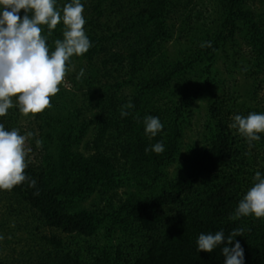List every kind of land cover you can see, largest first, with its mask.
Instances as JSON below:
<instances>
[{
	"label": "trees",
	"instance_id": "16d2710c",
	"mask_svg": "<svg viewBox=\"0 0 264 264\" xmlns=\"http://www.w3.org/2000/svg\"><path fill=\"white\" fill-rule=\"evenodd\" d=\"M108 1L112 23L103 28L96 24L100 36L87 35L92 47L86 55L92 56L103 43L120 40L124 53H111L109 62L125 72L117 90L131 87V94L112 93L104 100L102 111L90 122L98 130L91 141L94 152L87 156L74 151L85 139L87 126L76 129L68 124L57 132L47 121L55 138L46 134L39 149L25 145L30 150L25 174L37 185L29 187L26 180L0 189V195L7 192L20 201L48 234L41 237L45 248L18 264H224L223 245L212 253L198 252L196 241L200 233L223 230L228 236L237 229H243L236 240L245 250V264H264V218L230 219L252 186L255 172L264 173V133L250 144L230 127L232 117L264 108L254 103L237 112L233 97L216 99L208 108L211 137L187 155L181 175L168 180L166 172L180 156L185 119L195 100L216 86L213 68L220 56L252 81L250 92L256 100L255 83L264 74V19L256 15L254 1L219 0L218 10L210 11L204 1L98 0L96 9ZM211 12L219 24L210 23ZM24 14L21 10V17ZM41 28L54 51V41L63 38L62 22L51 35L46 25ZM172 40L183 50L178 58L166 49ZM205 41H211L212 47L202 48ZM129 100L135 107L122 118L121 108ZM146 115L158 116L164 125L154 138L144 133ZM4 124L12 130L8 122ZM161 140L163 153L146 151ZM129 175L137 186L164 185L157 194H130L115 210L111 205L104 212L78 209L77 202L98 188L104 194ZM104 224L108 235L119 227L127 244L83 252L74 240L92 239ZM0 264L11 263L0 259Z\"/></svg>",
	"mask_w": 264,
	"mask_h": 264
},
{
	"label": "rangeland",
	"instance_id": "374dc122",
	"mask_svg": "<svg viewBox=\"0 0 264 264\" xmlns=\"http://www.w3.org/2000/svg\"><path fill=\"white\" fill-rule=\"evenodd\" d=\"M204 1L210 11L218 10L219 0H192V2ZM254 1V10L259 19H264V0H248ZM68 0H58L57 7H62ZM85 4L83 15L86 18L85 31L87 35H101L99 29H96V24L111 25L113 16H110L112 10V2H105L98 10L96 9L98 0H82ZM106 9V10H105ZM107 12L105 16H99V12ZM210 23L214 20L216 25L219 24L216 20V15L212 12ZM110 22V23H109ZM215 25V26H216ZM115 45H114V44ZM122 42L120 40L103 43L102 47L96 49L92 56H73L69 71L66 73L65 81L59 85L60 91L50 97L51 106L46 108L45 115L23 114L19 107L9 109L8 114L3 116V124L8 122L12 129L18 128L22 135L33 133L28 137L25 145L31 148L32 144L36 148L41 147V141H44L46 134H52L51 129L47 128L46 122L55 126L57 132L63 129L60 126L72 125L74 128L86 127L85 139L74 148L76 153H82L87 156L93 153V145L91 141L94 134L98 130V126L90 124L94 120L96 113L102 111L103 102L108 99L112 93L117 95L131 94V87H122L117 90L116 84L122 81L121 77L124 71L120 72L117 65L109 62L111 53L123 52ZM108 49V51H104ZM168 54L172 58H178L183 51L172 40L166 46ZM81 68L85 69L86 75L84 78L77 79L76 74ZM118 69V70H117ZM238 69L232 66V63L220 56L213 68L216 86L212 91L202 94L196 100L190 109V114L185 119L184 138L180 156L177 162L168 166L166 172L168 180L178 177L186 167L187 155L197 146H204L211 137L213 126L209 117V105L216 99L226 100L227 97L237 101L236 111L241 112L245 107H253L254 103L259 104L264 108V74L260 79L256 80V100L253 102V96L250 92L253 85L251 80L245 78L244 75L237 73ZM121 73V74H120ZM123 79L126 80L124 77ZM14 104L16 97H13ZM5 125V124H4ZM41 128L43 130H41ZM64 128V127H63ZM55 140V139H54ZM53 151L54 146L52 147ZM129 179L124 181L119 186H114L103 194L102 189H97L85 201L77 202L78 209L94 211L95 209L106 210L107 205L117 209L119 202L124 201L130 194L141 191L143 195L157 194L163 187V183L156 185H148L146 187L137 186V181ZM108 206V207H109ZM107 223V222H106ZM106 224L99 227L95 236L86 241L74 240L78 242L79 248L86 252L87 248L107 249L112 250L127 244L126 238L119 227H115V231L108 235ZM129 234V232H127ZM43 234H48V231L39 228L38 223L34 220L31 211L24 207L15 197L7 192L0 195V259L10 262L11 264L26 263L34 258L36 252L40 248H45L41 237ZM136 238V235L134 236ZM136 240V239H135ZM135 243V242H133ZM74 244V243H73Z\"/></svg>",
	"mask_w": 264,
	"mask_h": 264
},
{
	"label": "clouds",
	"instance_id": "9594fccd",
	"mask_svg": "<svg viewBox=\"0 0 264 264\" xmlns=\"http://www.w3.org/2000/svg\"><path fill=\"white\" fill-rule=\"evenodd\" d=\"M58 0H0V117L9 109L18 106L25 114L40 113L51 106L50 97L59 91L70 70L71 58L83 56L92 47L85 31V4L82 0H70L57 7ZM21 10L25 14L21 17ZM29 12L31 15H29ZM62 22V39L54 41L55 50L50 51L47 36H42L41 25H46L49 35ZM202 48L212 47L211 41L202 42ZM85 69L76 74L84 78ZM16 97V103L13 102ZM135 105L129 100L121 108L122 118L130 115ZM230 127L237 130L250 144L260 141L264 133V112H250L247 116L236 114ZM144 133L149 138L163 131L164 125L158 116L143 117ZM33 133L22 135L18 128L6 130L0 123V189H11L29 182L35 188L37 181L26 176L27 152L25 143ZM146 151L161 154L165 151L163 140L151 145ZM38 194V193H37ZM255 216L264 218V173L256 171L252 186L239 200L234 215L230 219ZM243 229L234 230L225 236L223 230L215 233H200L198 252L212 253L222 247L224 264H245V250L237 236Z\"/></svg>",
	"mask_w": 264,
	"mask_h": 264
}]
</instances>
